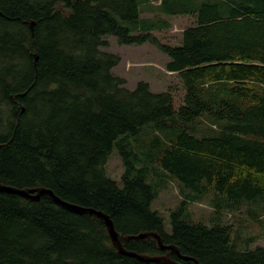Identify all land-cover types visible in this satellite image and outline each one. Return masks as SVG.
<instances>
[{"label":"trees","instance_id":"trees-1","mask_svg":"<svg viewBox=\"0 0 264 264\" xmlns=\"http://www.w3.org/2000/svg\"><path fill=\"white\" fill-rule=\"evenodd\" d=\"M150 1L0 0V183L102 211L123 236L156 232L197 262L184 264H264V245L219 215L264 217V0H158L194 19L178 45L155 36L167 21L142 16ZM109 36L169 57L178 108L171 89L113 73ZM114 152L120 183L106 172ZM163 178L185 197L168 223L152 209ZM210 193L216 217L194 221L189 204ZM125 248L163 254L154 239ZM0 264L155 263L120 255L94 216L0 192Z\"/></svg>","mask_w":264,"mask_h":264},{"label":"rangeland","instance_id":"rangeland-1","mask_svg":"<svg viewBox=\"0 0 264 264\" xmlns=\"http://www.w3.org/2000/svg\"><path fill=\"white\" fill-rule=\"evenodd\" d=\"M160 2L151 0L142 7V16L149 18H159L167 21L169 28L155 32V36L161 43L178 45L182 39V33L188 26L194 24V19L190 16H167L158 12ZM108 46L105 51L120 56V63L113 69V73L127 81V87L135 89L139 82H146L152 92L159 93L171 89L175 94L176 106H180L183 99L182 84L176 74L170 73L166 69L169 57L163 54L152 44L143 45H121L115 36L106 38ZM148 136H151L147 134ZM124 168L121 158L114 152L110 157L106 172L112 179L121 182ZM159 188V194L153 201L152 209L160 213L168 223L170 212L177 208L183 201L184 194L180 191L176 182L169 178H163ZM213 194H209L202 202L189 204V213L194 221H201L209 224L216 217V210L212 204ZM220 220L223 223L233 225L235 233L244 237H256L252 245H264V217L262 223L252 222L245 214H226L221 212ZM168 228V227H167Z\"/></svg>","mask_w":264,"mask_h":264},{"label":"water","instance_id":"water-1","mask_svg":"<svg viewBox=\"0 0 264 264\" xmlns=\"http://www.w3.org/2000/svg\"><path fill=\"white\" fill-rule=\"evenodd\" d=\"M33 26V24H32ZM0 192H5L9 194H15L22 198H25L32 202H37L43 196H49L52 200L61 208L66 209L68 211L74 212L76 214H89L100 219L106 226V229L111 238L112 244L115 249L118 251L120 255L135 258L140 262L144 263H155V264H181L177 261L171 259V255L175 254L179 258L185 260H193L195 259L184 256L180 253L179 249L175 245H168L163 242L162 237L156 232H142L137 235H121L114 226V223L109 215L102 211L95 210L93 208L83 207L77 204H73L67 201L62 200L58 196L54 194V192L50 189L35 187V188H16L12 186H7L0 183ZM144 239H154L157 244L159 250L166 252L165 255L158 256H150L147 254H139L133 251H128L125 246L131 240H144Z\"/></svg>","mask_w":264,"mask_h":264},{"label":"flooded vegetation","instance_id":"flooded-vegetation-1","mask_svg":"<svg viewBox=\"0 0 264 264\" xmlns=\"http://www.w3.org/2000/svg\"><path fill=\"white\" fill-rule=\"evenodd\" d=\"M162 252H163V251H162ZM165 254H166V252H163V254H160V255H165ZM173 257L177 258V259L180 261L179 263H181V264H184L185 261H192V262H194V263H197V262H195V261H193V260H185V259L179 258V257H178L177 255H175V254L171 255V259H172V260H174ZM174 261H175V260H174Z\"/></svg>","mask_w":264,"mask_h":264}]
</instances>
